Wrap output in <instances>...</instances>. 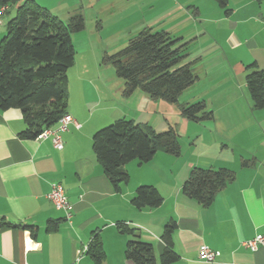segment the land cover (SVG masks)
I'll return each mask as SVG.
<instances>
[{"label":"crops","instance_id":"1","mask_svg":"<svg viewBox=\"0 0 264 264\" xmlns=\"http://www.w3.org/2000/svg\"><path fill=\"white\" fill-rule=\"evenodd\" d=\"M34 1L64 22L90 11L97 20L112 16L116 5L110 0ZM173 2L167 13L164 0H157L156 18L137 22L189 43L186 62L198 79L179 103L203 101L213 120L188 121L179 109L172 121L166 119L164 101L141 91L126 97L116 74L103 80L104 52L84 60L83 74L72 71L76 63L70 68L67 112L80 128L70 124L60 133L62 150L54 147L52 137L23 139L26 124L20 110L0 111V224L13 226L0 227V264H97L89 251L96 241L103 251L100 264H134L125 256L132 237L122 227L135 229L141 242L151 244L160 264L162 235L171 221L177 225L173 249L178 264H208L199 257L202 245L220 252L210 264H264V247L251 252L242 245L264 236V109L253 107L246 80L250 65L264 70V0H228L225 7L216 0ZM12 9L2 17L0 41L15 16ZM123 119L153 129L161 122L175 126L181 152H159L149 163L127 164L130 180L116 191L92 140L97 131ZM196 167L235 172L234 182L217 193L210 207L183 193ZM54 184L65 192L69 219L48 197ZM140 186L156 188L163 203L135 208L131 201ZM56 221L57 230L48 231Z\"/></svg>","mask_w":264,"mask_h":264},{"label":"trees","instance_id":"2","mask_svg":"<svg viewBox=\"0 0 264 264\" xmlns=\"http://www.w3.org/2000/svg\"><path fill=\"white\" fill-rule=\"evenodd\" d=\"M222 7L228 0H216ZM16 6L15 16L7 23V32L0 41V111L18 109L26 129L23 139L35 140L46 129L55 126L68 114V71L75 63L72 35L85 30L82 14L64 22L34 0H0L1 7ZM189 43L165 31L143 29L129 39L126 47L112 55L105 54L103 64L111 65L124 82L123 94L128 97L141 91L152 100L177 105L188 121L213 120L205 102L180 104L182 93L198 79L191 62H186ZM247 86L253 107L264 109V70L250 65ZM97 161L113 188L119 191L130 176L125 166L131 162H151L157 153L180 155L181 145L175 126L157 132L151 126L133 120H118L97 131L92 140ZM235 172L228 169L196 167L183 185V193L203 207H210L218 192L234 182ZM132 204L137 209L154 208L163 203L152 186L137 188ZM59 222H51L48 231L57 230ZM12 226L1 223L0 227ZM13 227V226H12ZM176 222L166 224L162 235L165 244L160 264H178L173 249ZM131 236L125 256L134 264H158L151 244L141 242L135 229L122 227ZM97 264L103 251L94 242L89 249Z\"/></svg>","mask_w":264,"mask_h":264},{"label":"rangeland","instance_id":"3","mask_svg":"<svg viewBox=\"0 0 264 264\" xmlns=\"http://www.w3.org/2000/svg\"><path fill=\"white\" fill-rule=\"evenodd\" d=\"M107 1V0H106ZM115 1V10L113 11V15L104 16L101 19H96L95 13L90 11L88 12L84 18L86 22L85 30L75 34L77 37L72 35V42L75 49V63L76 66L73 67L74 73H76L79 69L81 74L85 73L84 68L82 67L85 64L87 58L93 57L91 55L99 54L100 52H104L105 54L112 55L117 53L124 47H126L129 39L139 34L142 31L144 25H140V22H137L141 19H146L147 21H151L156 18V15L159 13V9L155 2L157 0H110ZM173 0H164V8L167 13L173 7ZM16 6H13L11 13L16 11ZM10 13V14H11ZM102 28L97 25L102 24ZM161 21V20H160ZM163 22V21H161ZM169 20H166L165 24L169 23ZM92 28L98 30L99 32L92 31ZM158 27L154 29L157 31ZM101 38V39H100ZM104 55V54H103ZM102 55V56H103ZM104 57V56H103ZM101 57V59H103ZM74 63V64H75ZM72 69V68H71ZM72 71H68V76L72 75ZM101 75L103 80L108 78L111 73L114 75L115 70L111 65L103 64V60L101 61ZM68 77V79H69ZM72 79V77H71ZM120 82L123 83L122 79L117 78ZM69 85V84H68ZM69 102V100H68ZM168 110H166L165 116L166 119L172 118V121L175 120V115L178 113L179 108L175 105L165 103ZM163 117L160 116L159 121H161ZM170 122V121H169ZM155 129L157 132H164L168 129L166 128V123H155ZM177 126V125H176Z\"/></svg>","mask_w":264,"mask_h":264},{"label":"built area","instance_id":"4","mask_svg":"<svg viewBox=\"0 0 264 264\" xmlns=\"http://www.w3.org/2000/svg\"><path fill=\"white\" fill-rule=\"evenodd\" d=\"M8 7L0 8V26L2 25V17L7 12ZM74 124L75 127L80 128V125L74 120L72 116L66 114L60 119V121L53 127L44 130L39 136L38 140H45L52 137L53 145L56 149H63V142L60 133L67 130L68 125ZM49 199L53 203L57 210L64 211L66 217L69 219L71 217L70 204L67 200L65 192L60 184H54L51 193L49 194ZM243 247L251 252H256L260 247H264V236L257 235L255 238L245 241L242 243ZM220 256L219 251L212 250L206 245H202L199 249V257L205 263H214L216 259Z\"/></svg>","mask_w":264,"mask_h":264}]
</instances>
